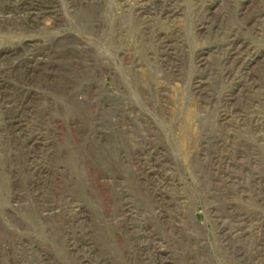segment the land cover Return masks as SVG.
Segmentation results:
<instances>
[{
  "label": "rangeland",
  "instance_id": "rangeland-1",
  "mask_svg": "<svg viewBox=\"0 0 264 264\" xmlns=\"http://www.w3.org/2000/svg\"><path fill=\"white\" fill-rule=\"evenodd\" d=\"M0 264H264V0H0Z\"/></svg>",
  "mask_w": 264,
  "mask_h": 264
}]
</instances>
